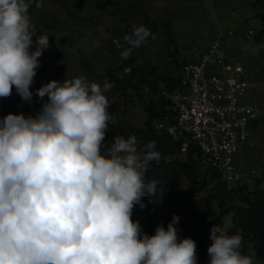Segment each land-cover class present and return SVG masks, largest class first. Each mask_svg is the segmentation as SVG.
Masks as SVG:
<instances>
[{"label":"clouds","instance_id":"obj_1","mask_svg":"<svg viewBox=\"0 0 264 264\" xmlns=\"http://www.w3.org/2000/svg\"><path fill=\"white\" fill-rule=\"evenodd\" d=\"M34 2L42 6L0 0V98L15 88L32 100L30 86L49 47L47 34L36 35ZM151 35L134 25L121 59ZM113 86L84 75L51 80L36 91L48 100L35 117L9 113L0 120V264H197L196 242L178 236V215L151 236L132 220L134 206H146L142 197L156 194L158 181L146 182L145 174L161 153L154 141L138 148L135 135L115 137L105 149ZM210 239L206 264H254L252 246L242 251V231L230 235L214 224Z\"/></svg>","mask_w":264,"mask_h":264},{"label":"trees","instance_id":"obj_2","mask_svg":"<svg viewBox=\"0 0 264 264\" xmlns=\"http://www.w3.org/2000/svg\"><path fill=\"white\" fill-rule=\"evenodd\" d=\"M44 1L58 4L69 15L74 16L69 0H38V2ZM93 2L95 9L102 13H106L117 3L116 0H93ZM254 8L264 26V0H256ZM143 20L144 26H152L153 32L156 31V23L151 21L150 16L145 15ZM163 27L168 42L172 44L174 37L170 24L163 23ZM258 41H261L259 37ZM108 43L109 51L115 52L113 40L110 39ZM121 51L123 50H119V53ZM142 58L143 61L140 62L139 58L130 56L123 67L107 66L103 74V79L114 85L110 90L114 97H128L130 88L140 92L144 87H148L150 92L148 101L144 96H139L149 116L145 126L138 128L125 121L118 125L109 123L104 142L113 143L115 137L127 138L129 135H135L139 142L138 148H142L149 141H154L156 150L161 153L159 163H150L145 174L146 182L153 179L158 181L156 194L152 198L147 195L142 197L141 202L146 206L141 208L140 204L135 205L132 220L140 224L143 233L151 236L155 234L158 225L167 228L173 215H178L180 220L175 227L178 229L179 238H193L196 242L197 264H206L209 259L207 249L212 243L211 227L214 224L224 227V217L232 215L233 227L229 230V234L242 231L243 253L249 249L248 245H251L264 264V191L245 192L243 189H237L234 194L230 193L220 181L219 173L213 170L207 171L205 179L200 180L197 171L198 160L194 158L193 152L188 155L186 162L179 159L167 160L178 153L180 145L173 142L168 135L158 134L153 128V122L170 114L167 110L169 101L162 96V92L177 89L182 78L175 80L176 76L160 73L145 56L143 49L140 55V59ZM94 65L92 61L84 60L82 68L87 79L94 73ZM125 69H130V72L125 74ZM161 83L165 88L160 86ZM152 97H157V101ZM185 181L189 182V189L184 188ZM207 186L212 188L207 195H203ZM236 199L242 205L237 204Z\"/></svg>","mask_w":264,"mask_h":264},{"label":"crops","instance_id":"obj_3","mask_svg":"<svg viewBox=\"0 0 264 264\" xmlns=\"http://www.w3.org/2000/svg\"><path fill=\"white\" fill-rule=\"evenodd\" d=\"M255 1L152 0L149 15L151 21L156 23V33L165 39V44L159 55H153L152 50H144L145 56L152 65L158 68L160 73H169L173 77L176 76L172 69L174 62L181 61L183 63L195 51L207 48L213 40L223 42L230 61H240L244 65L246 74L243 77L250 84L247 99L260 110L259 119L252 124L250 137L244 149L238 154L236 161L238 170L244 176V180L238 185V189H243L245 192L264 191V26L257 17L258 12L254 8ZM163 23H168L171 26L174 37L172 44L168 42ZM149 28L154 33V28ZM258 37L261 41H258ZM35 41L34 35L31 50H35ZM46 50V52L50 51V45ZM162 55H166V58H163ZM132 57L140 60V55H133ZM45 59L47 60L45 61ZM39 62L40 66L37 68L36 76L30 86L32 100L30 102L24 101L13 88L10 97L0 98V120L9 113H22L25 116L35 117L41 110L42 104L48 100L47 96L41 100L36 95L37 89L51 80L63 82L64 79L74 78V76L68 75V77L66 73L60 71L51 73L49 56L48 58L40 57ZM125 62L126 60H122L120 54H110V66L121 68ZM44 63H48L47 67L44 66ZM101 81L102 86L105 79H101ZM160 86L165 88L162 83ZM149 93L148 87H144L140 92L135 88H130L128 97H114L110 91L107 92L106 96L110 101L108 111L112 115L110 123L118 125L125 121L138 128L144 127L149 116L141 104L139 96H144L148 101L150 99ZM152 98L157 101V97ZM117 104L122 106L117 107ZM104 144L106 149L112 143ZM194 158L197 160L195 155ZM174 159L188 161V157L180 156L179 151L167 160ZM197 171L200 180L205 179L207 170L198 162ZM220 181L223 182L221 179ZM209 187L208 190H204L203 195L210 192L212 186ZM184 188L189 189L188 181L184 182ZM236 202L242 205L238 199ZM223 220L224 228L229 232L233 227L232 215H226ZM248 251L249 249L244 254H247ZM253 261L254 264H263V261L257 257L256 251Z\"/></svg>","mask_w":264,"mask_h":264},{"label":"built area","instance_id":"obj_4","mask_svg":"<svg viewBox=\"0 0 264 264\" xmlns=\"http://www.w3.org/2000/svg\"><path fill=\"white\" fill-rule=\"evenodd\" d=\"M181 73L180 86L162 92L170 114L155 119L153 128L180 145V156L187 158L193 152L207 171L218 172L227 191L234 194L244 180L237 156L260 113L247 99L250 84L243 77L245 67L230 61L223 42L213 40L184 60Z\"/></svg>","mask_w":264,"mask_h":264},{"label":"rangeland","instance_id":"obj_5","mask_svg":"<svg viewBox=\"0 0 264 264\" xmlns=\"http://www.w3.org/2000/svg\"><path fill=\"white\" fill-rule=\"evenodd\" d=\"M116 1V5L110 7L106 13H102L95 9L93 0H69L74 16L69 15L62 6L52 2H41V7H36V3H33L29 14L36 27V35L47 34L49 36L50 51L48 53L45 49L41 57L48 58L49 56L51 73L60 71L66 73L67 76H85L82 64L84 60H90L95 64V70L89 75L88 80L102 83L104 71L107 66H110V54H120L119 50L127 47L123 45L124 35L131 34L134 25H143L144 16H150L152 5V0ZM149 27L147 28L150 29ZM151 34L147 44L134 49L132 56L141 55L142 49L152 50L153 55L160 54L165 39L156 31ZM110 39L113 40L115 52L109 51ZM114 40H120L122 47L118 48ZM162 57L166 58V55ZM142 61L143 58L140 59V62ZM44 64L47 67L48 63ZM181 68V61L172 64V69L176 74L175 80L180 79ZM119 106L122 105L119 104ZM209 188L207 186L206 190Z\"/></svg>","mask_w":264,"mask_h":264}]
</instances>
